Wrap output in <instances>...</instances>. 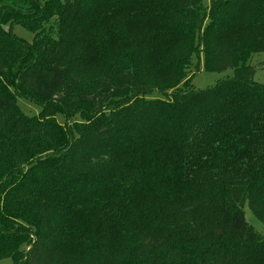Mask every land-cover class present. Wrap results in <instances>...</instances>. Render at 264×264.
<instances>
[{
	"label": "trees",
	"instance_id": "1",
	"mask_svg": "<svg viewBox=\"0 0 264 264\" xmlns=\"http://www.w3.org/2000/svg\"><path fill=\"white\" fill-rule=\"evenodd\" d=\"M256 54L264 0H0V261L264 264Z\"/></svg>",
	"mask_w": 264,
	"mask_h": 264
},
{
	"label": "rangeland",
	"instance_id": "2",
	"mask_svg": "<svg viewBox=\"0 0 264 264\" xmlns=\"http://www.w3.org/2000/svg\"><path fill=\"white\" fill-rule=\"evenodd\" d=\"M41 4H43L46 0H38ZM13 33L25 40L26 42L30 43L32 41V34L30 31L24 29L21 26H14ZM198 61V71L194 72L189 75V81L185 83L183 88L191 87L192 90L200 91L207 88L212 87L219 81H223L225 79H230L233 77V71L227 70L221 73H208L204 71L202 65V55L199 53L197 58H192L193 64H197ZM264 61V54H256L253 55L249 61L250 65L254 67L255 73L253 80L261 85H264V69L262 68L261 62ZM190 82V84H189ZM189 84V86H188ZM153 96V95H152ZM17 106L21 110V112L28 117L36 116L40 112V108L33 103H30L26 99L18 98L17 99ZM55 120L62 124L63 123V116L56 115ZM244 217L245 220L248 222L249 225L253 227V229L259 233L260 235H264V227L251 215L248 208H244ZM0 264H12L9 260L0 261Z\"/></svg>",
	"mask_w": 264,
	"mask_h": 264
}]
</instances>
